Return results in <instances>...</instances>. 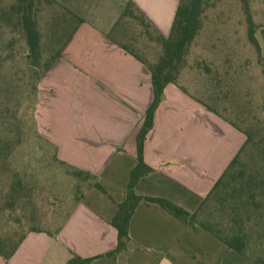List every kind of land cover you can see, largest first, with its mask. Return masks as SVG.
<instances>
[{
  "label": "crops",
  "instance_id": "crops-1",
  "mask_svg": "<svg viewBox=\"0 0 264 264\" xmlns=\"http://www.w3.org/2000/svg\"><path fill=\"white\" fill-rule=\"evenodd\" d=\"M181 0H55L47 24L65 27L60 59L39 84L35 119L58 160L97 178L54 232L29 233L0 264H253L194 222L183 224L157 204H139L130 242L118 256L112 226L136 166V135L154 98L149 69L107 35L131 2L168 37ZM246 142L243 133L180 86L168 85L145 143L154 172L137 195L163 198L193 214Z\"/></svg>",
  "mask_w": 264,
  "mask_h": 264
},
{
  "label": "trees",
  "instance_id": "trees-1",
  "mask_svg": "<svg viewBox=\"0 0 264 264\" xmlns=\"http://www.w3.org/2000/svg\"><path fill=\"white\" fill-rule=\"evenodd\" d=\"M212 1L181 0L168 37H164L142 12L129 2L123 9L119 21L107 35L112 42L149 69L154 91L153 102L143 115L136 135L137 164L130 172L126 198L123 203L117 205V214L111 223L117 230L118 239L116 248L107 254L108 257L118 256L126 250L131 240L129 234L131 220L139 204L148 201L159 205L183 224L196 223L222 241L230 250L239 253L253 264H264V247L257 255L254 243L259 238H255L253 234L257 229L260 239L264 241V134L257 139L258 131L247 130L241 125L236 124L238 125L236 126L231 123L245 135L246 142L203 200L199 210L193 214L169 200L145 198L136 193L140 180L154 172L145 162V143L154 127L156 112L162 103L165 89L168 85L178 86L179 77L188 66L187 57L190 49L204 28L206 12L214 7ZM240 2L246 16L248 39L260 52L261 47L256 36L257 26L251 13L253 0H240ZM4 3L0 0V31L2 26L10 27L24 39L27 47L25 56L27 73L32 83L31 96L36 97L42 78L61 57V51L66 43L61 39V34L66 29L57 22L48 24L51 36L47 37L49 42L44 44L46 38L44 39L41 23L48 8L56 3L55 0H14L9 5ZM7 46L12 47L11 44ZM45 51L50 57L43 62ZM4 90L8 95L14 94L10 88ZM199 101L209 108L203 101L200 99ZM209 109L218 115L217 112ZM17 110L7 107L0 110V184H3V189L0 190V216L8 214L7 220L14 219V223L18 224L17 228L10 231H0V256L5 261H9L15 255L29 233L45 232L38 228L21 231L24 224L21 219L15 218L17 211H25L32 201V189L25 182L26 174L13 166L17 146L22 141L21 132L17 131L14 136H9L6 132L11 127L19 129L20 120L16 117ZM248 148L253 151L252 157L256 156L262 163L250 174L242 169V158ZM58 161L72 169L75 177L83 178L84 182H88L87 189L96 187L106 193L96 182L95 176ZM84 194L85 191L78 196L73 208L82 201ZM99 258L101 257L82 259L74 256L66 264H92Z\"/></svg>",
  "mask_w": 264,
  "mask_h": 264
},
{
  "label": "rangeland",
  "instance_id": "rangeland-1",
  "mask_svg": "<svg viewBox=\"0 0 264 264\" xmlns=\"http://www.w3.org/2000/svg\"><path fill=\"white\" fill-rule=\"evenodd\" d=\"M3 1L9 5L14 0ZM212 3L214 7L206 12L204 28L190 49L188 66L182 71L178 86L203 101L229 124L258 131L259 139L264 134V0H253L251 5L260 52L248 39L246 16L240 0H213ZM41 26L46 38L44 44H47V37L51 36L50 27L45 20ZM1 30L0 110L6 107L18 109L19 129L11 127L6 132L9 136L21 132L22 141L17 146L13 166L26 174L25 182L32 189L28 208L17 211L15 218L24 224L21 231L38 228L54 232L89 183L75 177L72 169L61 164L54 148L40 135L34 119L39 105V90L36 97L31 96L26 43L12 28L2 26ZM49 57L45 51L42 61L46 62ZM9 88L13 95L3 91ZM252 154L248 148L242 158V169L247 174L262 165ZM2 186L0 184V190ZM3 215L0 216V231L18 227L14 219L7 220L8 214ZM253 234L259 238L254 243L259 255L264 241L257 229Z\"/></svg>",
  "mask_w": 264,
  "mask_h": 264
}]
</instances>
